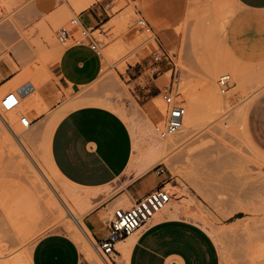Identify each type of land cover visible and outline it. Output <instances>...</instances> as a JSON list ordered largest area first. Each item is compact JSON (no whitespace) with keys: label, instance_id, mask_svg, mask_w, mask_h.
Segmentation results:
<instances>
[{"label":"rangeland","instance_id":"obj_1","mask_svg":"<svg viewBox=\"0 0 264 264\" xmlns=\"http://www.w3.org/2000/svg\"><path fill=\"white\" fill-rule=\"evenodd\" d=\"M73 1L0 0V57L19 71L16 83L0 91V118H11L16 129L22 130V141L14 138L13 144L4 141L0 131V229L7 226L8 215L16 208L14 198L35 181L34 171L53 190L47 179L50 176L84 222V214L95 204L89 198L77 201L70 197L69 193L83 190L51 171L47 129L66 104L79 99H108L123 111L133 137L130 166L115 188H107L108 196L122 193L131 171L159 172L172 197L166 208L183 210L207 230L229 229L235 223V230H226L220 239L208 230L220 249L222 264H264V154L245 138L247 107L264 91V64L242 62L226 46V23L237 4L234 0H91L84 8L89 14L91 6L107 8L97 18L107 23L91 33L98 40L101 73L90 84L67 93L59 106L40 107L34 92L25 95L28 90L21 92L19 88L24 89L29 82L38 87L57 80L52 69L61 50L74 41L91 42L90 32L79 21L84 9H77ZM142 18L147 26L140 24ZM223 74L229 75L225 91L219 84ZM210 79V85H218L222 92L216 89L223 96L211 107L201 97ZM154 81L161 89L174 87L171 100L185 106L184 119L192 111L188 92L202 100L200 119L192 133L184 135L180 127L161 136L169 106L162 93L154 96L147 89ZM21 116H28L32 123L22 125ZM12 131L10 128L13 135ZM162 140H171L170 146L161 147ZM22 152L31 164L23 160ZM40 195L42 217L33 221L6 255L16 256L21 264H28L35 241L44 234L58 231L73 238L64 225L70 221L66 206L61 214L48 194L40 191ZM131 205L127 196L113 208ZM239 208L251 210L252 217L228 223ZM91 239L94 241L93 236ZM90 245L94 258H85L90 264H102L104 259ZM119 262L123 264L117 256L112 264Z\"/></svg>","mask_w":264,"mask_h":264},{"label":"crops","instance_id":"obj_2","mask_svg":"<svg viewBox=\"0 0 264 264\" xmlns=\"http://www.w3.org/2000/svg\"><path fill=\"white\" fill-rule=\"evenodd\" d=\"M234 2L238 8L226 23V46L242 62L264 64V0ZM91 7V14L84 9L79 16L84 29L90 32L88 38L91 42L87 44L83 39L74 41L61 50L52 69L57 80L50 79L38 87L29 82L24 89L19 88L21 92L28 90L25 95L34 92V100L40 107L59 106L66 100L67 93H73L99 77L103 61L98 51V40L91 33L107 23L97 21L107 8L105 5ZM99 24L101 26L97 27ZM92 43L97 44V49L92 48ZM128 71H131L129 66ZM18 75L19 71L6 58L0 57V91L16 83ZM147 86L154 96L161 93L156 81ZM245 128L249 139L264 154V91L250 103ZM132 154L133 137L128 123L104 105L85 104L72 108L53 128L50 157L56 169L70 184L97 191L88 197L95 204L94 207L83 216L96 241L108 236L111 211L120 195L126 194L133 204L159 186L167 185L164 175L159 172L149 169L133 174L131 171L127 173L130 178L122 193L108 196L107 187L117 186V180L126 174L130 166ZM251 217V210L239 208L228 223ZM130 236L134 237V241L126 264H222L220 249L212 235L201 224L185 216L183 210L173 206L160 209L150 220L117 243ZM117 243L116 254L120 257ZM31 262L90 264L76 241L58 231L48 232L35 241Z\"/></svg>","mask_w":264,"mask_h":264},{"label":"bare ground","instance_id":"obj_3","mask_svg":"<svg viewBox=\"0 0 264 264\" xmlns=\"http://www.w3.org/2000/svg\"><path fill=\"white\" fill-rule=\"evenodd\" d=\"M73 2H74L75 7L77 9L81 10V9H84L85 7L89 6L91 3V0H74ZM213 75H215V74H213ZM213 78H214V76H213ZM213 78H212V80H213ZM210 80H209L208 84H206V88H205V91L203 94L204 96H201L202 100L204 99L205 104L207 103L209 107L218 103L223 98V96L220 94V92H218V90L221 91V89L218 88V85L216 87V88H218V90L216 88L212 87L213 84L210 85L212 80L211 81ZM214 80H215V78H214ZM188 94L190 96V99L192 100V103H191L192 104L191 105L192 111L189 113V115L186 117V119H183L181 128L184 131V135H188V134L193 132L195 125L198 123V121L200 119V114H201V109H202V104L200 103V102H202V100L199 101L198 97H196L194 95L195 94L194 92L190 91V92H188ZM201 97H200V99H201ZM85 104H99V105L107 106L108 108L114 110L116 113H118L120 116H122V118L124 119L123 111L120 110L119 108H117L115 105H113L111 103V101L108 99H79L77 102L66 104L64 107L59 109V111L55 114L52 122L49 124L48 129H47V134L49 137L48 163H49V166L51 168V171L55 175H57L58 177L62 178L65 181H67V179H65L60 174V172L56 169V167L54 166L52 159L50 157V137H51V134H52V131H53L55 124L67 111H69L70 109L75 108L77 106L85 105ZM248 107H247V110H248ZM10 128L13 130L12 131L13 135H12V133H10ZM0 131H1L2 138H4V141L9 140L13 144L14 138H15V140L16 139H18L19 141L21 140L20 136L22 134V130L19 131L18 129H16V126L12 124L11 118L4 117V116H3V118L2 117L0 118ZM245 131H246V129H245ZM245 135H246L245 138L248 140L250 145L254 149L258 150L256 148V146L252 143V141L249 139L247 132H245ZM170 144H171V140H162L160 142V146L164 147V148L169 147ZM20 155H22L21 157L23 158V160H24V158L28 157V156L26 157V153H24V152H22ZM28 159H25V160H28ZM28 161H25V162L28 163ZM29 162L30 163H28V164H31V161H29ZM262 162L264 163V159L262 160ZM36 163L38 165L37 161H36ZM30 166H32L33 167L32 169L34 170L35 167L33 165H30ZM39 167H40V165H39ZM40 169H41V171L43 170L42 168H40ZM43 172H44V175L46 176L44 170H43ZM34 173H35L34 174L35 181L33 182V184L31 183V185L29 187H26V189H27L26 191H24L23 193H20L16 199L14 198L13 203H14V205H16V208L13 209L11 211V213L8 215L9 218H8L7 226L0 229V256L3 257V259L0 260V264H21V262L18 261L16 256L8 257L6 255L9 252V249H11L10 247L14 246L16 244V242L19 239V236H21L33 224V221L42 217L41 213H39V209L41 207L40 191H43V195L48 194L51 197V199H52L51 202L54 204L53 207H55L54 209L60 210L61 214L67 209V214H68L70 221L65 222L64 225H66V228L71 232L73 239L76 241V243L79 244L81 252L84 255V257L94 258L92 247L90 245L92 243L91 231L88 229V227L85 225L84 222L82 223L80 221V219H79L80 217L77 214L76 210L68 205V203L64 197V194L62 192H60V189L55 184V182L52 181L50 176L47 177V179H48V182H50V185L53 187V190H55V192L50 188L48 183L41 177V174H39L38 172H35V171H34ZM76 187L79 189H82L83 193L71 192V193H69V196L72 197L73 199L77 200V201H86L89 196L94 195L95 192H97V191L93 190L92 188H83V187H78V186H76ZM126 200H127V195L122 194L116 199V202H117V204L121 205ZM65 206H66V209L64 210ZM62 210H64V211L62 212ZM233 224H234V226H233ZM233 224H231L232 226L230 225L231 227L229 229L218 230V229L209 227L208 230L211 233H213L214 236H216L218 239H220L224 235V233L225 234L227 233V231L233 232L235 230V228H236L235 223H233ZM204 228L206 229L207 227L205 226ZM133 241H134V237L130 236V237H128L124 240H121L117 243L118 248L121 252L120 258H121V261L123 264H126V262H127L129 251H130V248L133 244ZM28 264H32L31 254L29 256ZM102 264H112V263L104 260Z\"/></svg>","mask_w":264,"mask_h":264},{"label":"built area","instance_id":"obj_4","mask_svg":"<svg viewBox=\"0 0 264 264\" xmlns=\"http://www.w3.org/2000/svg\"><path fill=\"white\" fill-rule=\"evenodd\" d=\"M139 21L142 25L147 26L144 19H140ZM64 31L65 29L63 28L62 32L64 33ZM91 46L93 49H97L96 43H92ZM228 83L229 75H221L219 84L222 87V91H225ZM173 90V86H167L161 89V93L169 106L165 125L163 129L160 130V134L163 137L175 133L181 127L186 113V108L183 104L171 100ZM20 121L24 126H29L32 123V120H30L28 116H22ZM171 198L169 190L166 189V186L162 185L149 192L129 207L117 206L113 208L108 236L102 240L92 241L93 247L104 260L116 263L117 241L129 235L150 220L157 211L164 208L168 202H170Z\"/></svg>","mask_w":264,"mask_h":264},{"label":"snow or ice","instance_id":"obj_5","mask_svg":"<svg viewBox=\"0 0 264 264\" xmlns=\"http://www.w3.org/2000/svg\"><path fill=\"white\" fill-rule=\"evenodd\" d=\"M10 106V105H9Z\"/></svg>","mask_w":264,"mask_h":264}]
</instances>
